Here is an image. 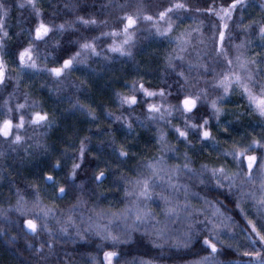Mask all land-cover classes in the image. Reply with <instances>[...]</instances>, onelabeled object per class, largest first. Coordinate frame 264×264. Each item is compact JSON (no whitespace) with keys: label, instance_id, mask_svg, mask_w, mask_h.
<instances>
[{"label":"trees","instance_id":"obj_1","mask_svg":"<svg viewBox=\"0 0 264 264\" xmlns=\"http://www.w3.org/2000/svg\"><path fill=\"white\" fill-rule=\"evenodd\" d=\"M176 2L36 0L33 9L26 0H0L9 10L4 27L9 35L0 33V59L5 64V78L0 84V121L11 116L18 123L19 115H25L19 143L12 142L14 137H0V264H106V251L118 253L113 264H197L210 254V249L202 246V238L208 235L205 218H211L213 209L202 197L218 201L217 207L223 205L224 217H231L219 229L218 264L225 259L230 264L252 259L243 255L250 247L247 220L258 221L254 201L241 198V191L259 196V183L244 184L241 189L237 179V187L229 194L227 187L218 189L214 181L207 183L211 173L202 166L224 167L231 174L238 169L231 156L222 155L224 150L231 151L233 145L246 147L253 139L264 142V117L250 108L241 90L235 88L225 95L223 89L213 87L219 74L228 68L224 53L233 61L234 69L238 55L264 61V40L259 35V27L264 24V2L244 0L243 6H237L224 30L222 52L217 44L220 22L206 9L227 7L232 0H179L189 10L169 13L173 30L167 36L158 35L143 15L157 18L160 11ZM19 3L26 6L19 8ZM125 14L140 16L129 30L133 33L130 44L124 45L131 55L109 50L113 40L117 44L123 41V35H104L121 32ZM81 16L94 18L97 23L84 25L77 19ZM40 21L53 30L44 40L35 41L34 30ZM159 23L166 27L164 22ZM60 25H64L63 31ZM85 42L94 43L98 54L82 49ZM29 43L33 44L35 69L19 66L18 52ZM76 52L80 56L60 77L47 71L61 67ZM257 68L256 80L264 83V63L253 66L254 71ZM140 84L157 95L146 97ZM161 89L163 96L159 94ZM132 95L138 99L136 105L122 103V97ZM185 95L200 96L194 119L200 123L201 117L208 119L213 140L201 141L189 130L188 140L184 141L175 131L176 127L184 129V117L179 111L169 116L165 110L169 105H178V97ZM213 100L221 109L218 120L211 108ZM18 104H25V108L17 110ZM148 104H155L161 111L149 114ZM8 108L13 111L8 113ZM34 112L46 113L47 122L32 125L29 117ZM161 113L165 114L163 119ZM150 115L155 118L150 119ZM82 141L86 147L81 161ZM121 149L128 155L121 156ZM262 152L264 149H257L255 154L259 157ZM161 157V175L166 177L179 165L172 183L188 188V211H180L178 217L165 214L168 204L162 197L183 209L185 192L182 187H169L166 178L155 179L157 186L151 200L137 201L135 194L126 195V190L138 191L136 181L151 176L146 165ZM73 163L81 164L74 179ZM185 163L192 171L183 168ZM100 171L105 178L97 183L94 177ZM48 175L55 183L46 180ZM201 178L205 184L200 183ZM60 187L65 188L63 195ZM237 200L243 213L235 206ZM134 202L151 209L154 218L136 222ZM18 206L22 211L17 210ZM127 209L133 214L125 220ZM46 210L51 211L43 218ZM26 219L36 220L38 226L47 224V229L33 235L25 227ZM190 222L191 243L176 247L185 239ZM62 228L67 229L66 234ZM106 230L120 235L121 242L101 239ZM158 230L163 231V237H158Z\"/></svg>","mask_w":264,"mask_h":264},{"label":"snow or ice","instance_id":"obj_2","mask_svg":"<svg viewBox=\"0 0 264 264\" xmlns=\"http://www.w3.org/2000/svg\"><path fill=\"white\" fill-rule=\"evenodd\" d=\"M27 5H30L33 9H35L36 0H26ZM238 5L243 6L244 0H232L231 4L227 7L221 6L218 11L214 8L206 9L207 12L213 13L219 17L221 21L225 19L230 20L232 18L233 12L237 8ZM26 5L25 3H19V8H24ZM174 10L179 11H188L189 8L183 2H176L173 5L166 8L164 11H160L158 13V17L154 18L152 15L145 14L143 15V19L147 22H152V26L155 27L156 33L160 36H167L173 30V19L169 16V13H172ZM200 11V9H196ZM9 15V10L4 3H0V33L3 34L4 37H7L9 33L4 30L5 27V20ZM37 16H39V12H37ZM78 21L84 25H95L97 21L94 18L85 19L84 17H77ZM140 16H132L127 15L122 17L121 22L123 23V29L121 32L112 31L110 33H105L104 35H111L116 37L118 35H123L124 39L120 44H117L115 40H113L112 46H110V51L112 52H119L121 55H131L130 51H127L124 45H129L130 41L132 40L133 33H130V29H133L136 24L138 23ZM164 22L166 27H161L159 22ZM222 29H227L228 24L223 23L221 25ZM248 26H245L247 28ZM60 30H64V25L59 26ZM53 29L46 25L43 21H40L38 26L34 30V39L35 41H42L45 37ZM259 35L262 40H264V24L259 27ZM225 40V31H219V41H220V51H223V41ZM3 47V44L0 43V48ZM240 47V46H237ZM81 48L84 50H90L93 54L96 53L95 44L91 42H85L81 45ZM183 51V49H181ZM80 52H76L74 56L70 57L69 59H65L61 67H53L51 69H47L51 74L56 77H60L66 69H70L73 66V62L76 60L77 57L80 56ZM225 60L227 62L228 68L219 74V78L217 82L213 85L215 88L223 89V93L227 95L230 91L234 90L235 88H239L242 94L247 98L248 104L250 108L254 109L260 117H264V83H258L256 80V72L259 71L257 68L256 71L253 70V66H258L264 61H257L254 59H242L241 56L236 57V68H233V61L228 59L227 54L224 53ZM178 59H183V57H177ZM18 60L19 66L21 68L27 67L35 69L37 67L36 60L33 56V44L29 43L27 47H24L22 50L18 52ZM171 65V59L170 64ZM207 71V68H205ZM181 75H183L181 73ZM5 78V64L2 59H0V84H3ZM136 85L133 84V91H135ZM140 91L144 93L146 97H154L157 95L154 91H149L144 87L143 84L139 85ZM159 94L161 96L164 95V90L161 89ZM171 94V93H169ZM207 93L205 92V95ZM219 99H223V97H218ZM122 103L128 104L130 107L136 105L138 103V99L135 95L132 96H125L122 97ZM200 99V96H191L185 95L182 99L178 97V105H169L168 108L165 110L167 115H172L173 111H179L181 115L184 117V129L182 130L180 127H176L175 131L179 134V137L183 138L184 141L188 140L189 137V130H192L195 134L196 138L201 141H209L213 140L211 131L207 128L209 123L208 119L205 117H201L202 123L196 122L194 117L196 116L197 112V101ZM5 105H7V101H5ZM17 110H21L25 108V104H18ZM211 108L213 109V114L216 116L217 120L219 119L221 109L217 106V102L213 100L211 102ZM8 113H11L13 110L11 108L7 109ZM161 111L160 107H157L155 104H148V112L149 114L152 113H159ZM191 114V115H189ZM164 113H161L160 118H164ZM150 119H154L152 115L149 116ZM117 120L120 117H116ZM29 122L32 125H43L47 122V114L41 112H34L29 117ZM171 123V121H169ZM25 126V115L21 113L19 115L18 123H14L13 118L11 116H6L2 121H0V137L5 138L6 140L14 137L12 140L13 143H19L22 139L21 135H19V130L24 128ZM129 129H131V124H128ZM163 140V136H161V141ZM85 145L83 141L81 142L80 147V159L83 160L84 153H85ZM213 148H216V144H213ZM257 149H264V142L261 140L253 139V141L248 144L246 147H239L237 145H233L232 150H224L222 155L225 157L231 156L232 160L235 162L237 167V171L229 174L224 167H213L211 169L208 168L207 165H203V169L207 172H210L211 175L208 178L207 183L215 182L216 188H224L227 187L229 190V194H232V189L237 187V179L241 181V189L244 184H256L259 183V191L260 195L256 196L254 192H243L241 191V198L248 197L254 201L253 207L255 208L256 212V221L254 222L253 219L247 220V226L250 228V235L246 237L249 243V249L243 252L244 256L252 257L251 260L244 262V264H264V152L260 154L258 157L255 153ZM171 150V149H170ZM251 153V154H250ZM121 156H127L128 153L121 149L120 151ZM187 156V153H185ZM163 157L153 161L146 165V167L150 170L151 176L146 177L143 179H139L136 181V187L138 191L132 192L126 190V195H133L135 194L137 197V201L140 199L143 200H151L152 192L154 188L157 186L155 184V179L164 180L169 185V187L179 190V187H182L185 192V208L181 209L179 205H172L171 202L168 200L167 197H162L168 207L165 209V214L168 216H179L180 211H188L187 210V193L188 188L187 186H177L176 184L172 183V177L174 174H178L180 171V166L177 165L175 169L169 170V172L165 175H161L164 172V169L160 167L162 163ZM258 160L261 161L258 163ZM59 167V164L56 165ZM81 167L80 163H73L72 166V173L71 177L74 179L76 174V169ZM184 169L188 171H192L189 168L188 163L183 165ZM254 169L256 170L254 172ZM203 173L201 174V177ZM105 178V173L100 171L98 175L94 177L97 183L102 182ZM47 181H51L55 183L54 177L48 175L46 177ZM225 181L227 184L225 185ZM201 184H205L206 181L201 178ZM59 192L63 195L65 193V188L60 187ZM198 195V194H196ZM23 198L21 197V200ZM207 204L211 206L213 209L211 213V218L206 217L205 229L208 232V235L202 238V246L207 250L210 249V254L204 256L202 259L197 261V264H218L216 260V255L220 252L218 248V243H220L218 237L220 235L219 229L225 227V220H231V217H224V214L221 212V204L220 207H217L218 201H210L207 197H202ZM135 204V221L136 222H146L149 218H154L152 216L151 209L147 207H141L138 202H134ZM237 208L240 209V212L243 213L245 210L240 207V202L237 200L236 205ZM18 211H22V209L18 206ZM51 210L43 211V218H46L49 215ZM199 211V210H197ZM132 209H127L126 213L123 215V218L126 220L128 215H131ZM203 214V213H201ZM188 215L191 216L192 213L188 212ZM37 218H41L40 214H37ZM247 218V217H246ZM27 228L30 232L35 235L37 234L38 230L40 229H47V224L39 225L36 223L34 219H26L24 221ZM210 226V227H209ZM99 227V226H98ZM192 229L193 225L190 222L188 225V230L185 233V239L183 241L178 242L175 246L176 247H187L192 241ZM50 231V230H49ZM62 232L67 233V229L62 228ZM254 234V236L252 235ZM77 235H80L78 232ZM97 235H101L100 232H97ZM158 237H163L164 233L162 230L157 231ZM84 237L81 236V239ZM101 239L103 240H111L114 244L121 242L120 235H114L111 231H105L103 235H101ZM259 244V247L257 246ZM159 247V245H156ZM118 256L116 251H106L104 252V261L106 264H113V259ZM144 264H149V262H144ZM222 264H230V262L225 259Z\"/></svg>","mask_w":264,"mask_h":264},{"label":"rangeland","instance_id":"obj_3","mask_svg":"<svg viewBox=\"0 0 264 264\" xmlns=\"http://www.w3.org/2000/svg\"><path fill=\"white\" fill-rule=\"evenodd\" d=\"M263 2H264V0H263ZM219 8H220V7H216V8H214V9H215L216 11H218ZM210 14L214 15V16L217 18V20L220 22V25H222L223 23H228V21H229L228 19H225L224 21H221V20L219 19V17L215 14V11H214L213 13H210ZM122 29H123V27H122ZM221 30L224 31L225 29H222V27H221ZM217 44H218V46L220 47L219 36H218ZM25 227L27 228L26 224H25Z\"/></svg>","mask_w":264,"mask_h":264}]
</instances>
